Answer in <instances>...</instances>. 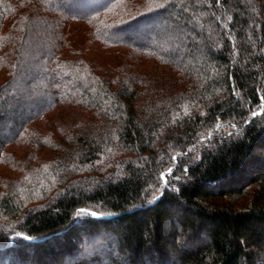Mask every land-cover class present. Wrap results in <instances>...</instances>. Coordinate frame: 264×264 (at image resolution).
Instances as JSON below:
<instances>
[{"label": "trees", "instance_id": "16d2710c", "mask_svg": "<svg viewBox=\"0 0 264 264\" xmlns=\"http://www.w3.org/2000/svg\"><path fill=\"white\" fill-rule=\"evenodd\" d=\"M0 127V264L264 258V0H0Z\"/></svg>", "mask_w": 264, "mask_h": 264}, {"label": "rangeland", "instance_id": "374dc122", "mask_svg": "<svg viewBox=\"0 0 264 264\" xmlns=\"http://www.w3.org/2000/svg\"><path fill=\"white\" fill-rule=\"evenodd\" d=\"M158 28V24H157V22H153V23H151L150 24V30L151 31H154V30H156ZM149 33V32H148ZM147 33V34H148ZM147 34H145V35H147ZM147 37V36H146ZM34 98H36V97H34ZM33 106H36V107H42L43 106V101H39V100H37V103L35 104V105H28V103L26 102V104H23V105H21V106H18L17 107V109L19 110V113L21 114V115H25L26 113H28L29 112V109L31 108V107H33ZM4 127H0V129H3ZM7 135H8V130H7V128L6 129H4V130H2V131H0V138L1 137H7ZM166 180V179H165ZM78 215H80V214H77V216ZM116 255V254H115ZM259 262H260V264H263V262H264V258H261V259H259L258 260Z\"/></svg>", "mask_w": 264, "mask_h": 264}, {"label": "snow or ice", "instance_id": "6c2138e0", "mask_svg": "<svg viewBox=\"0 0 264 264\" xmlns=\"http://www.w3.org/2000/svg\"><path fill=\"white\" fill-rule=\"evenodd\" d=\"M217 2H219V0H217ZM253 115H256V113L254 112ZM219 126V125H217ZM232 127H235V125H232ZM231 135V134H230ZM169 171H171V169H169ZM163 176V173L161 174ZM84 213H88L92 216H98L101 215V213L95 212V211H91L90 209H79L78 210V214H84Z\"/></svg>", "mask_w": 264, "mask_h": 264}]
</instances>
